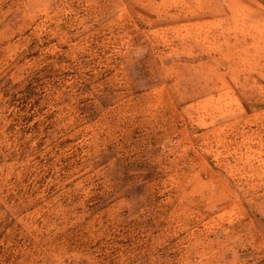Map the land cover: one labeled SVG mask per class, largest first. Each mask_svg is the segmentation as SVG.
Wrapping results in <instances>:
<instances>
[{"label":"rangeland","instance_id":"374dc122","mask_svg":"<svg viewBox=\"0 0 264 264\" xmlns=\"http://www.w3.org/2000/svg\"><path fill=\"white\" fill-rule=\"evenodd\" d=\"M0 264H264V0H0Z\"/></svg>","mask_w":264,"mask_h":264}]
</instances>
